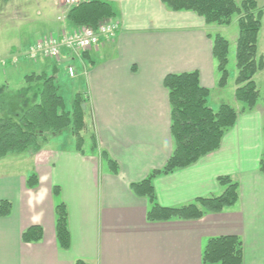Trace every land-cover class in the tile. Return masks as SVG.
I'll use <instances>...</instances> for the list:
<instances>
[{"label": "crops", "instance_id": "1", "mask_svg": "<svg viewBox=\"0 0 264 264\" xmlns=\"http://www.w3.org/2000/svg\"><path fill=\"white\" fill-rule=\"evenodd\" d=\"M84 1L89 0L79 3ZM105 1L116 13L109 21L120 27L113 39L87 52L65 50L58 59L40 58L31 69L27 58L19 65H12V58L44 36L74 32L77 27L66 20L69 7L63 0H8L0 6V15L10 9L16 11L15 22L33 23L24 36L28 47L11 54L16 49L12 46L8 66L24 70L23 77H57L62 65L68 71L74 68L71 92L86 98L83 131L97 147L90 151L92 143L87 146L84 138L81 151L76 143L67 147L57 140L62 132L50 136L38 152L10 155L27 158L28 171L0 166V202L12 205L10 215H0V264H204L208 240L223 236L241 239L243 264H264V106L259 103L241 114L217 151L153 180L157 203L180 208L221 195L225 188L218 178L229 176L239 184L236 205L198 220L149 221V199L136 195L131 186L164 167L173 153L165 78L197 72L201 86L211 91L208 106L214 110L224 101L219 98L212 105V97L228 86H217L212 34L204 18L172 12L160 0ZM235 89V106L225 104L238 112L242 105ZM104 152L118 164L117 173L103 160ZM32 174L39 180L34 188L27 185ZM61 203L68 211L67 250L56 238L55 208ZM33 225L42 227L43 239L26 244L22 234Z\"/></svg>", "mask_w": 264, "mask_h": 264}, {"label": "trees", "instance_id": "2", "mask_svg": "<svg viewBox=\"0 0 264 264\" xmlns=\"http://www.w3.org/2000/svg\"><path fill=\"white\" fill-rule=\"evenodd\" d=\"M7 1L0 0V6ZM160 1L172 12H193L204 18L208 25L227 27L232 24L235 16L239 17L235 98L242 105L241 112L238 113L225 103L217 110L210 108L208 98L211 91L201 86L197 72L167 76L164 87L170 95L173 153L164 167L152 171L145 180L131 186L136 195L149 199L152 205L147 215L149 221L198 220L208 213H220L234 207L239 199L238 182L229 176H221L218 182L225 188L221 195L199 198L180 208H165L156 201L153 180L188 168L217 151L225 134L235 126L239 115L254 110L260 100L264 103V92L258 89L254 80L264 70V58L258 54L264 7H260L257 0H242L240 4L236 0ZM115 16L110 3L105 0H89L70 7L66 20L78 29H97L100 23ZM210 36L218 76L217 86L224 89L230 79V42L219 34ZM0 98V159L29 151L38 152L49 143L50 136L59 135L69 128L76 135L77 150H82L84 139L81 133L85 127L83 105L86 98L82 94H76L68 105L55 74L26 75L23 77L22 87L11 95H6L4 87L0 88ZM96 148L93 138L91 151ZM102 158L112 173L118 172V164L110 160L105 152L102 153ZM260 171L264 173V152ZM38 182L36 174L27 179L30 188L38 186ZM55 193L58 194L59 190ZM11 208L9 201L0 202V215L7 217ZM55 215L58 244L67 250L70 247V233L66 205H57ZM42 239L43 229L39 225L29 227L22 234V241L26 244L38 243ZM202 260L204 264H243L241 239L223 236L208 240ZM76 264L86 263L78 261Z\"/></svg>", "mask_w": 264, "mask_h": 264}, {"label": "rangeland", "instance_id": "3", "mask_svg": "<svg viewBox=\"0 0 264 264\" xmlns=\"http://www.w3.org/2000/svg\"><path fill=\"white\" fill-rule=\"evenodd\" d=\"M257 1L259 2L260 5H264V0H257ZM236 2L240 4L242 0H240V2L236 0ZM16 16H17L16 11L11 12L10 9L6 10L0 15V88H3V87L5 88L6 95L7 94L11 95L16 90L21 88L23 85L22 72H24V70H21L22 72L18 71L17 69L13 70L10 66H8L9 64H7L6 62L10 61L7 59L11 56V54L17 53L18 51L17 47H22V46H23L22 48L28 47L24 36L26 35L27 37L26 32L28 33V29L30 27L32 28V25H33L32 22L24 21V20L22 21L19 20L15 22L14 20H16ZM19 17H21L20 14H19ZM238 18H239L238 16H235L232 22L233 24L227 27L219 26L216 24L210 25L209 31L212 35L219 34L225 37L230 42L228 69H229V73L231 74L230 83H228L229 85H227L228 87L223 92L218 93L219 95L218 94L215 95L216 97H212L211 99L212 105H218V103H220L219 98H222L223 99L222 101H224V103H229L235 106V103L233 102V99H232V94H233V90L237 88L235 84L236 79L234 81V78L235 76L237 78L236 50H237V41H238ZM11 21H12V24H11ZM7 22L8 24H6ZM22 23H23V28L21 29L18 28L19 25ZM35 27H37V25ZM12 46L15 47L17 50L14 49L13 51H11L12 53L10 54V50ZM29 49L30 47L24 51H19L18 52L19 54L17 53L18 57L14 56V58H12L11 60L12 65L18 64V63L20 64L21 62L25 61L23 58L25 59L27 58L28 59L27 62H29L28 65L30 66L29 69H31L33 62L30 56L28 55ZM258 54L259 56H262L264 58V19L262 21V29H261L260 36H259ZM64 66L65 65H62V67H60V70L57 74V83L60 86H63V88L60 87L62 95L65 98L67 104L70 105L71 100L73 99V97H75L77 93L75 94L74 92H71L74 82L69 78L68 70L66 67L64 69ZM254 80H255V83L258 89L263 93L264 92V70L259 72L255 76ZM1 99L2 98H0V102H1ZM259 103H262V105L264 106L263 101L260 100ZM241 109L242 107L240 108L238 113L241 112ZM86 119L88 120V117ZM62 135L61 137H58L59 139H57V140H60L59 142L61 141L62 143L64 142V144L67 147L75 145L76 137L74 139L72 138L73 136L72 128L67 129ZM81 136L82 138L86 139L85 143L87 144V146L89 144L91 145L92 142L89 139V136L85 131L81 133ZM88 149L90 148H87V150ZM26 160L28 159L23 158V157L7 156L4 159H0V166H10V165L14 167L19 166L21 171L26 172L30 168Z\"/></svg>", "mask_w": 264, "mask_h": 264}, {"label": "built area", "instance_id": "4", "mask_svg": "<svg viewBox=\"0 0 264 264\" xmlns=\"http://www.w3.org/2000/svg\"><path fill=\"white\" fill-rule=\"evenodd\" d=\"M63 2L70 8L78 4L79 0H63ZM119 30L120 27L116 22L106 21L101 23L97 29L85 27L76 29L72 33L44 36L31 45L28 55L32 60L41 57L58 59L65 50L87 52L98 48L102 42L113 39ZM68 73L73 78L74 68H70Z\"/></svg>", "mask_w": 264, "mask_h": 264}, {"label": "water", "instance_id": "5", "mask_svg": "<svg viewBox=\"0 0 264 264\" xmlns=\"http://www.w3.org/2000/svg\"><path fill=\"white\" fill-rule=\"evenodd\" d=\"M83 108H85V106L83 105Z\"/></svg>", "mask_w": 264, "mask_h": 264}, {"label": "bare ground", "instance_id": "6", "mask_svg": "<svg viewBox=\"0 0 264 264\" xmlns=\"http://www.w3.org/2000/svg\"><path fill=\"white\" fill-rule=\"evenodd\" d=\"M36 39V38H35ZM34 90V89H33Z\"/></svg>", "mask_w": 264, "mask_h": 264}]
</instances>
